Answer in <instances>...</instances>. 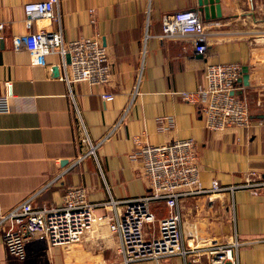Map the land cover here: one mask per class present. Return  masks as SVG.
<instances>
[{"label": "crops", "instance_id": "1", "mask_svg": "<svg viewBox=\"0 0 264 264\" xmlns=\"http://www.w3.org/2000/svg\"><path fill=\"white\" fill-rule=\"evenodd\" d=\"M29 1L36 0H0V22L6 25L0 41V96L11 98V109L0 112V212L33 194L38 205L60 204L67 188L78 184L88 188L93 202L106 201L109 191L118 199L143 195L147 182L140 162L131 156L136 139L164 144L195 138L205 185L213 180L237 184L264 178V79L258 76L257 84L253 83L262 74L261 43L253 35L264 32V0H221L223 17L205 21L210 31L206 56L194 52L184 39L160 36L165 14L195 9L198 0H59L55 5L59 18L42 19L40 25L62 30L66 40L99 38L108 50L113 72L106 86L75 83L76 107L61 76L58 54L34 63L28 51L13 47V36L29 31L24 12ZM220 61L246 64L236 93L249 104L250 126L209 130L199 104L183 100L178 93L196 89L207 63ZM54 66L59 67V74L53 72ZM102 92L114 97L104 99ZM90 141L96 146V156L88 153ZM263 190L235 192L240 207L236 209L237 230L245 238L242 264H264V226L242 217L249 206L246 196L258 201ZM230 202L228 192L212 202L206 196L185 200L181 207L185 231L205 234L220 229L218 219L194 218V210L221 209ZM252 217L259 218L258 210L252 211ZM99 233L89 231L81 242L70 245H51L35 236L21 259L7 252L1 227L0 264L114 260L116 234L110 235L105 226ZM169 257L132 264H184L182 256L174 255L173 263ZM196 264L208 262L203 257Z\"/></svg>", "mask_w": 264, "mask_h": 264}, {"label": "built area", "instance_id": "2", "mask_svg": "<svg viewBox=\"0 0 264 264\" xmlns=\"http://www.w3.org/2000/svg\"><path fill=\"white\" fill-rule=\"evenodd\" d=\"M58 2H26L25 23L29 31L13 36L12 43L16 50L28 51L34 63H43L47 55L58 54L61 76L69 86V96L76 107L75 83L106 86L113 72L108 50L99 38L66 40L62 30L40 25L42 19L59 18L55 10ZM35 25L36 29H33ZM5 28V22H0V41L5 37ZM160 36L169 40L184 39L194 52L202 56L209 53L210 31L202 14L194 9L165 14ZM253 37L259 38L261 43L259 72L262 74L257 75L253 82L257 84L258 76L264 79V44L261 42L264 41V32ZM245 71L243 61L208 62L204 79L197 88L178 93L183 100L199 104L209 130L220 132L232 127L250 126L252 118L248 104L236 93ZM101 96L112 99L114 94L102 92ZM10 109V95L0 96V112ZM136 143L131 156L142 166L147 182L146 193L118 199L109 191L106 201L93 202L89 199L88 188L78 184L67 188L60 204L43 205L34 202L33 194L11 209L0 212V228L4 227L3 242L7 252L23 259L27 256V243L35 236L42 237L51 245H70L81 242L89 231L100 235L99 231L105 226L110 235L116 234L118 246L115 259L102 264H132L174 255L182 256L184 264H196L203 257L208 264H242V242L232 199L240 188L257 191L264 187V178L246 179L237 184H221L213 180L210 185H205L201 180L195 138H178L164 144L141 143L136 139ZM88 153L96 156V146L91 141ZM225 192L231 197L227 207L212 210L195 208L193 214L194 218L218 219L220 229L205 234L185 231L181 212L185 200L206 196L207 201L212 202L215 196ZM101 209L105 211L99 212Z\"/></svg>", "mask_w": 264, "mask_h": 264}, {"label": "rangeland", "instance_id": "3", "mask_svg": "<svg viewBox=\"0 0 264 264\" xmlns=\"http://www.w3.org/2000/svg\"><path fill=\"white\" fill-rule=\"evenodd\" d=\"M264 42V41H263ZM248 104V103H247ZM248 107H249V104H248ZM246 199H247V205H249L244 211H243V214H242V217H243V220L244 221H247V222H251L252 221V223H255V222H257V223H260V222H262V224H263V226H264V190L262 191V193L260 194V196H259V199H258V201H254L253 199H251L250 197H248V195L246 196ZM232 203H234V207H235V214H236V217H238V212H237V205H238V210H239V202H237V199H235V194H234V196H233V199H232ZM251 205V206H250ZM254 209H256V210H258V212H259V218H254V217H252V211L254 210ZM241 210V209H240ZM165 211V210H164ZM164 211H162V213H166V212H164ZM160 214V213H159ZM241 215V214H240ZM239 215V219H241V216ZM254 237L252 236V237H250L249 239H253ZM244 239L245 238H243V236L242 235H240V240H241V242H242V246H241V248L240 249H242L243 248V245H244ZM241 251V250H240ZM176 256H180V255H176ZM181 257V256H180ZM169 258H171V259H173V260H171L172 261V263H173V261L174 260H176V258L177 257H174V256H171V257H169ZM182 258V257H181Z\"/></svg>", "mask_w": 264, "mask_h": 264}, {"label": "water", "instance_id": "4", "mask_svg": "<svg viewBox=\"0 0 264 264\" xmlns=\"http://www.w3.org/2000/svg\"><path fill=\"white\" fill-rule=\"evenodd\" d=\"M194 10L200 12L205 21L220 19L223 17L221 0H198V7ZM67 60L70 62L69 54H67ZM53 72L59 74V67L54 66Z\"/></svg>", "mask_w": 264, "mask_h": 264}]
</instances>
